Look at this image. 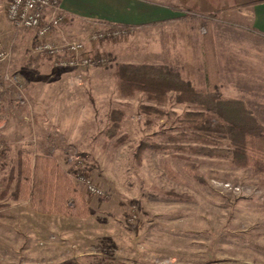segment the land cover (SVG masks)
Wrapping results in <instances>:
<instances>
[{"label": "rangeland", "instance_id": "1", "mask_svg": "<svg viewBox=\"0 0 264 264\" xmlns=\"http://www.w3.org/2000/svg\"><path fill=\"white\" fill-rule=\"evenodd\" d=\"M94 23H84L82 36L59 39L56 31L52 38L83 42L109 63L62 69L56 59L33 52L35 33L11 25L0 1V51L9 54L0 63V264H264L260 177L232 164L228 143L209 147L203 135L182 123L184 112L197 110L193 104L177 105L174 93L161 104L143 92L121 96V66L179 73L155 57L153 36L148 39L135 29L118 39L93 42ZM201 34L207 35L205 28ZM124 43L117 58L109 55L110 47ZM206 59V89L220 93L217 59L211 52ZM242 80L249 85L253 79ZM222 95L244 97L248 104L255 97ZM113 111H120L123 120L112 139L107 132ZM205 147L215 149L214 155L203 152ZM42 155H52L65 169L89 216L43 215L30 198L14 197L20 162L28 159L33 166ZM79 171L110 196L88 194L77 180ZM133 212L137 219L130 222Z\"/></svg>", "mask_w": 264, "mask_h": 264}, {"label": "crops", "instance_id": "2", "mask_svg": "<svg viewBox=\"0 0 264 264\" xmlns=\"http://www.w3.org/2000/svg\"><path fill=\"white\" fill-rule=\"evenodd\" d=\"M61 6L67 20L57 38L84 35L86 22L136 29L148 39L153 36L161 65L203 92L208 90L206 55L211 52L220 67V94L254 95L249 104L244 97H224L244 101L255 113L264 110V0H61ZM125 45L107 51L116 57ZM246 77L253 79L249 85L242 80ZM255 116L264 124V114Z\"/></svg>", "mask_w": 264, "mask_h": 264}, {"label": "trees", "instance_id": "3", "mask_svg": "<svg viewBox=\"0 0 264 264\" xmlns=\"http://www.w3.org/2000/svg\"><path fill=\"white\" fill-rule=\"evenodd\" d=\"M117 78L121 96L133 97L143 92L148 100L161 104L170 101L169 94L174 93L177 105L190 103L196 106L197 110L184 112L182 123L195 134L203 135V144L209 147L228 143L232 164L251 169L264 186V125L244 101L223 97L217 91L203 92L168 68L127 64L119 67ZM211 79L209 75V83ZM156 112L164 113L160 109ZM122 120L120 111L111 113L108 137L113 139L119 134ZM209 147L200 150L214 155L215 149ZM20 164V180L14 192L16 199L30 198L34 209L42 214L89 216L85 200L52 156H36L33 166L28 159Z\"/></svg>", "mask_w": 264, "mask_h": 264}, {"label": "built area", "instance_id": "4", "mask_svg": "<svg viewBox=\"0 0 264 264\" xmlns=\"http://www.w3.org/2000/svg\"><path fill=\"white\" fill-rule=\"evenodd\" d=\"M6 4L8 21L19 30L33 31L37 38L34 53L56 59L55 66L62 69H77L105 66L109 63L106 56L90 53L83 42H57L52 35L66 22L67 15L62 9L61 0H0ZM97 29L90 36V41L100 42L126 36L133 29L126 26L95 22ZM54 39V41L52 40ZM9 54L0 51V63L7 60ZM7 80L8 77H6ZM15 81L17 80L14 78ZM10 81V80H9ZM80 160V159H79ZM77 159V166L84 168ZM82 170V169H80ZM77 180L94 197L108 198L110 195L95 184L85 172H77ZM131 221L137 219L133 212ZM104 264H134L122 260H111Z\"/></svg>", "mask_w": 264, "mask_h": 264}]
</instances>
